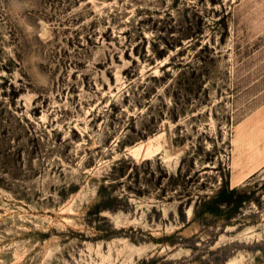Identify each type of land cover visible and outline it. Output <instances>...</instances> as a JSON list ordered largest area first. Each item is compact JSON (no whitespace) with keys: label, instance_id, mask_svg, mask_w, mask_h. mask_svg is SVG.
<instances>
[{"label":"rangeland","instance_id":"rangeland-1","mask_svg":"<svg viewBox=\"0 0 264 264\" xmlns=\"http://www.w3.org/2000/svg\"><path fill=\"white\" fill-rule=\"evenodd\" d=\"M262 107L264 0H0V264H264Z\"/></svg>","mask_w":264,"mask_h":264},{"label":"crops","instance_id":"crops-1","mask_svg":"<svg viewBox=\"0 0 264 264\" xmlns=\"http://www.w3.org/2000/svg\"><path fill=\"white\" fill-rule=\"evenodd\" d=\"M235 137L236 141H239L240 144L248 147L257 146L259 145L260 140H264V107L256 111L252 116L248 117L246 120L236 126ZM241 149L238 148L240 153L244 148L242 150ZM259 154H263L261 160L264 161V148L259 152ZM263 166L264 163L252 171L249 176L258 172Z\"/></svg>","mask_w":264,"mask_h":264},{"label":"bare ground","instance_id":"bare-ground-1","mask_svg":"<svg viewBox=\"0 0 264 264\" xmlns=\"http://www.w3.org/2000/svg\"><path fill=\"white\" fill-rule=\"evenodd\" d=\"M165 141H167V138L165 137V134L162 133L154 137H150L145 141H141L127 150L135 159L139 161L147 160L164 149L163 142ZM165 151L167 156L171 155L169 153L168 147L165 148ZM181 159L182 155L180 154L177 156L176 167L179 165Z\"/></svg>","mask_w":264,"mask_h":264},{"label":"trees","instance_id":"trees-1","mask_svg":"<svg viewBox=\"0 0 264 264\" xmlns=\"http://www.w3.org/2000/svg\"><path fill=\"white\" fill-rule=\"evenodd\" d=\"M220 203H227V205H234V208H238L241 203H243V200L242 197L239 196L238 190L224 188L219 192L214 200L203 205L204 211H208L210 213H220L223 211Z\"/></svg>","mask_w":264,"mask_h":264}]
</instances>
